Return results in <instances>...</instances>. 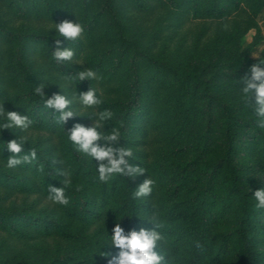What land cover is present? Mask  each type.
I'll return each mask as SVG.
<instances>
[{"label":"trees","instance_id":"trees-1","mask_svg":"<svg viewBox=\"0 0 264 264\" xmlns=\"http://www.w3.org/2000/svg\"><path fill=\"white\" fill-rule=\"evenodd\" d=\"M132 1L148 6L145 0ZM158 1L165 11L160 19L169 24H183L202 16L222 18L233 27L226 30L216 23L214 40L199 54L201 66L195 62L182 67L156 58L147 49L149 41L144 39L147 34L132 30L115 0H102L100 11L107 22L106 32L96 36L90 21L86 25V39L79 41L86 50L87 67L97 72L96 79L71 80L70 77L84 66L57 62L52 58L51 48L42 53L50 54V70L67 77L76 92L88 87L96 89L105 109L114 114L110 129L119 128L125 146L133 147L129 130L138 127L134 124L136 117L144 115L145 125L137 129L141 134L137 150L132 148L134 160L129 159L148 173L130 181L119 175L109 182L100 181L95 161L78 153L67 141L63 123L56 119L57 114L46 108L40 95L34 92L42 80L37 71L40 73L42 69H35L23 60L22 40L17 37L20 54L14 70L23 88L25 104L29 106L27 115L36 128L48 131L51 137L56 135L58 140L52 139L50 145L43 147L29 143L24 152L34 148L37 157L30 163L16 166L20 175L0 168V186L36 191L37 202L45 209V212L29 213L25 207L26 210L19 212L0 207V231L28 245L24 249L17 242H5V238H1L0 264H41L44 248L52 254L48 264H106V258L100 253L93 254V259L91 253L94 248L103 246L106 229L111 234L117 222L116 215L119 218L121 213L134 215L121 218L126 230L150 227L147 220L153 217L161 221L160 231L165 237L161 242L162 250L168 264H227L231 258L235 260L234 264H264V209L255 208L251 196L264 184L251 183L244 174L245 167L236 157L243 150L245 137L252 134L255 141L250 142L251 147L259 150L264 158V128L257 126L250 109L239 104L238 79L256 59L247 57L248 46L242 52L230 51L231 55L226 59L223 50L224 43L240 39L239 35L251 27L256 29V37L249 46L257 43L261 36L253 14L264 8V0H206L203 11L198 0H178L172 2V7L168 0ZM98 18L95 14L94 19ZM201 28L207 29L205 23ZM163 29L156 31L160 33ZM193 37L191 56H194L193 47L199 39ZM105 39V43L111 45L108 48L101 45ZM44 40L54 47V41ZM225 66L238 68L240 77H232ZM206 68H215V71L209 76L204 72ZM150 92L152 100L149 99ZM153 113L168 117L164 120L168 123L166 133L170 144L162 152L165 157L157 161L143 146L150 137L146 123ZM216 117L220 121L215 125ZM73 124V118H69L65 128H71ZM2 130L0 139L15 138L12 133ZM217 134L221 148L213 157L211 145ZM0 146L3 148L2 144ZM3 152L5 158L10 154L6 147ZM62 170L71 174L72 183L65 188L68 205H59L49 199L50 184L59 186V181L62 184L65 179ZM28 175L34 183L26 180ZM147 175L155 181L152 193L134 199L132 193L136 184ZM222 224L228 228L222 230ZM50 246L52 252H49ZM101 251L115 253L116 249L105 245Z\"/></svg>","mask_w":264,"mask_h":264},{"label":"rangeland","instance_id":"rangeland-1","mask_svg":"<svg viewBox=\"0 0 264 264\" xmlns=\"http://www.w3.org/2000/svg\"><path fill=\"white\" fill-rule=\"evenodd\" d=\"M47 1L51 7L48 9ZM142 1V0H140ZM170 7L174 4L172 2H177L178 0H168ZM199 8L204 9L206 0H198ZM146 7L141 5H136L132 0H115V4L123 15L124 21L128 22L132 26V30L136 32H145L144 39L149 41L147 47L150 52L156 58L162 61L167 60L173 64H178V66L188 67L191 63H197L199 67L201 66L202 56H199L206 47L207 43H212L214 40L215 31L218 28L217 25L225 28L226 30H231L233 24L222 18H213L198 16L192 18L183 24L173 22L169 24L168 22L161 20L163 13H165L163 6L158 0H145ZM102 0H0V104L6 110H17L20 112L28 113L29 106L25 104V98H23V88L18 81L16 71L14 66L18 63L17 58L20 54L19 46L16 43L17 37L20 36L21 52H25L23 55V60L28 62L35 69H42V72H38V77L42 78L40 85L44 82L45 92L53 93H63L73 100L71 108L78 115H74L73 120L75 122H80L85 125H90L92 123L89 117L95 120L94 113L105 109L104 104L93 106L90 108H84L81 106L76 99L77 92L74 89V85L70 83L67 77L57 74V71L50 70V60L47 54H42L53 47L48 42H45V38L54 41V47L56 41L54 39V31L50 30L48 32L49 25L54 22H60L64 19H70L75 21L77 18L84 26V32L78 40L62 42L61 46H69L75 50V57L72 61L65 62L69 65L76 63L77 61H83L84 64H74L73 66H84L87 67V61L85 59V48L80 46L79 41L86 39V34L88 29L86 25L91 21L90 26L93 33L99 36L102 32H106V20L104 14L100 11ZM100 11V12H99ZM99 15V18L94 19V15ZM254 22L260 29V38L257 43L249 46L253 43L256 37V29L254 27L249 28L247 31L240 34V39H230L227 43H224L223 50L225 51V58L230 56V51L239 50L240 52L247 47V57L252 59H257L254 55H259L264 50V8L253 14ZM161 21H160V20ZM214 22V23H211ZM96 24L94 27L93 24ZM205 23L207 29L201 28L202 24ZM216 23H218L216 25ZM217 26V28H216ZM163 29L160 33L156 29ZM154 32V33H151ZM152 34V36L150 35ZM150 36V37H149ZM193 36H198L199 39L195 44L194 56H191V48L193 43ZM148 38L150 40H148ZM238 38V37H237ZM63 39V38H61ZM106 39L101 43L104 45L103 48H108L109 42L105 43ZM113 44V43H112ZM83 48V49H82ZM129 60V59H128ZM126 60V61H128ZM183 62H182V61ZM205 61V60H204ZM127 64H125L126 66ZM226 72L231 73L232 77L239 78L235 66L234 67H224ZM215 71V68H206L204 72L206 75H211ZM219 78H221L219 76ZM43 81V82H42ZM112 87H116L113 85ZM111 87V88H112ZM149 99L152 100V92H150ZM102 97V96H101ZM102 99V98H101ZM105 99V98H104ZM237 100V99H234ZM103 101V100H102ZM155 104V103H153ZM239 104L245 106L242 101ZM252 114V113H251ZM89 116V117H87ZM164 114H159V116L151 114L150 119L146 125L149 127L150 137L144 143V150L150 151L154 154L153 158L155 161L162 159L165 155L162 153L166 150L167 146L170 144L167 138L166 130L168 128V123L165 121ZM168 119V117H167ZM144 115L139 114L136 117L135 125L138 127H132L129 130V141L132 143V148L137 150L138 134L137 129L142 128L144 124ZM169 124H171V119L169 118ZM220 119L216 117L214 120L215 125L218 124ZM106 130L110 129V120L106 122ZM12 133L17 137H27L29 143H35L38 147H43L50 145V140L56 139L58 137L49 136L48 131L39 130L33 124L27 130H15V133L9 129H3L2 132ZM243 150L237 154V160L243 164L244 174L251 183L259 182L264 184V158L261 156L259 150L251 147V141H255V137L251 134L245 137ZM143 141V140H142ZM243 141H241L242 143ZM136 146V148L134 147ZM220 140L219 136H213V143L211 145V154L213 157L220 150ZM6 158L2 147L0 146V168L6 172L14 173L20 175L21 172L18 167L7 168ZM26 180H30L34 183L32 177L27 176ZM36 190V188L34 187ZM38 193L21 191L12 187L0 186V207L7 209L9 212H19L27 208V212H45L43 206L37 202ZM226 222V221H225ZM222 230H226L227 225H221ZM5 238V242L15 243V239L9 235L5 236L4 232L0 231V239ZM42 241V240H40ZM19 246L24 249L27 248V243L17 242ZM42 244V243H40ZM264 246V241L262 242ZM51 247V246H50ZM41 248V247H40ZM43 249V248H42ZM40 250V249H39ZM44 259H42L41 264H48L52 258V254L48 253L46 248L43 249ZM52 252V247L49 249ZM35 255V254H34ZM235 260L233 258L227 260V264H234Z\"/></svg>","mask_w":264,"mask_h":264},{"label":"clouds","instance_id":"clouds-1","mask_svg":"<svg viewBox=\"0 0 264 264\" xmlns=\"http://www.w3.org/2000/svg\"><path fill=\"white\" fill-rule=\"evenodd\" d=\"M54 31L55 47L52 49V58L57 62L63 63L72 61L75 57V50L69 46H61L62 42L78 40L84 32V26L77 18L75 21L64 19L60 22H52L48 27V32ZM63 38V39H61ZM256 62L248 66L245 74L238 79L239 81V97L246 108L250 109L252 115L256 118L257 126L264 128V53L254 55ZM74 64L83 65V61H77ZM71 76L74 81H91L97 78V72L90 67H82ZM42 85H37L34 92L39 94L46 108H50L57 114L56 119L62 122L66 133V139L70 142L75 150L88 158L95 161L96 174L102 182H109L116 176H124L130 180L135 179L138 175L147 172L140 164L131 163L133 159V150L125 146L121 142V133L118 127H112L106 130V122L113 118V112L109 109H103L94 113L95 120L90 125L75 122L71 128H65L69 118L78 115L71 108L73 103L64 92L53 93L47 95L43 92ZM78 92V91H77ZM79 104L84 108H90L102 104V99L97 95L96 89L88 87L87 90L79 91L76 97ZM32 120L26 112L17 110H6L0 104V129H9L15 133V130L21 131L29 129ZM3 149L6 147L10 153L6 158V167L15 168L24 163L31 162L36 159L37 152L34 148L24 152L28 146L27 137L15 138L10 140L0 139ZM148 173V172H147ZM61 175L65 177L63 183L59 181V186L50 184L49 199L59 205H68L69 197L65 194V188L72 183L71 174L61 171ZM155 181L147 175L141 182L136 184L135 191L132 193L134 199L149 196L153 190ZM261 185V184H260ZM257 209H264V185L257 188L251 195ZM131 214H123L117 218L116 223L111 229V234L106 229L103 246L94 248L93 254L100 253L106 258V264H168L164 251L162 250V241L164 234L160 231L161 221L157 217L147 220L150 227L141 226L139 228H130L126 230L121 224V218L133 217ZM139 217L138 215H135ZM106 227V226H105ZM108 245L116 249L115 253L110 251H101ZM199 247V244L196 245Z\"/></svg>","mask_w":264,"mask_h":264}]
</instances>
